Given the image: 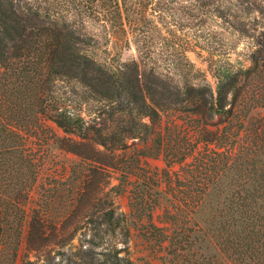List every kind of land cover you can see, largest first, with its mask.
<instances>
[{
  "label": "rangeland",
  "instance_id": "obj_1",
  "mask_svg": "<svg viewBox=\"0 0 264 264\" xmlns=\"http://www.w3.org/2000/svg\"><path fill=\"white\" fill-rule=\"evenodd\" d=\"M27 1L52 20L72 21L79 34L96 38L95 53L102 61L114 65L138 61L146 70L153 69L180 87L186 83L208 85L216 91L217 73L248 68L257 41L264 37V13L257 7H264V0L243 4L241 0H120L122 16L107 25L102 18L77 11L73 0L21 3ZM217 9L221 16L216 15ZM242 80V100L251 103L254 97L264 96V72L244 75ZM74 86L80 88L75 83L65 88L73 90ZM249 103V109L240 114L264 122V107ZM101 107L92 101L84 104L81 111L92 119L94 111L100 109L104 117L100 125H112L111 108ZM195 119L181 109L163 110L154 130L145 134L146 139L130 138L128 146L113 151L112 166H104L105 158L101 162H82L77 154L62 148L59 139L67 134L55 122L45 119L29 144L37 162V181L25 204L24 199L17 203L23 210L14 206L5 213L11 222L17 214V224L21 223L8 229L5 253L10 254V245L18 243L16 264H82L90 255L94 256L93 264H99L105 255L117 251L132 264H171L169 239L173 228L164 221L166 209H175L173 206L181 197L199 192V177L184 167L188 168L197 154L212 155L218 150L214 143L207 144L212 136L199 130ZM219 119L214 117L216 122ZM226 124L207 128L222 129ZM237 125L233 126L235 131ZM255 127L259 129V122ZM239 137L246 142L251 139L245 132ZM235 152H240V144L234 146ZM182 156L186 157L181 162ZM137 179L140 187L136 186ZM184 199L181 208L187 207ZM111 207L123 216L121 223L129 234H119L118 229L97 245L101 239L93 238L92 228ZM203 217L207 214L200 215V225L207 227ZM109 223L105 226L119 228L118 222ZM232 232L222 228L219 239H213V243L209 239L208 245L202 242L203 250H198L200 243L193 245L177 264H191L188 259L195 257L193 253L199 254V264H250L257 257L243 263L225 246ZM191 233L198 237L202 234ZM254 246L262 249L260 243Z\"/></svg>",
  "mask_w": 264,
  "mask_h": 264
},
{
  "label": "trees",
  "instance_id": "obj_2",
  "mask_svg": "<svg viewBox=\"0 0 264 264\" xmlns=\"http://www.w3.org/2000/svg\"><path fill=\"white\" fill-rule=\"evenodd\" d=\"M73 6L79 12L102 18L105 25L122 16L123 10L120 0H73ZM257 7L264 13L263 6ZM218 10L216 15L221 16ZM96 43L93 36L79 34L74 22L54 21L28 1L0 0V264H16L19 244L10 245V254L5 248L8 229L21 223L17 224V214L11 222L5 213L23 199L25 204L37 181V162L29 144L45 119L67 134L59 139L62 148L77 154L82 162H101L105 158L104 166H112L113 151L128 146L130 138L146 139L145 134H151L167 108L196 116L199 130L212 136L207 144L218 147L212 155L197 154L188 168L184 167L199 177V192L181 197L175 209H166L164 221L173 228L169 239L171 264L184 260L186 250L193 245L200 243L198 250H203V243L208 245L209 239L215 242L213 239H219L225 227L233 230L225 243L227 249H232L243 263L257 257L250 264H264V122L240 114L250 106L242 100L243 76L264 72V37L257 41L248 68L217 73L216 91L208 85L186 83L180 87L155 70H146L138 61L122 65L102 61L95 53ZM74 83L79 84L82 94L79 87L65 88ZM92 101L100 103L101 109L111 108L112 125H100L104 120L100 109L94 111L92 119L83 115L84 104ZM249 104L264 107V96L254 97ZM215 116L220 118L217 122ZM236 121L239 125L235 131ZM224 122L227 124L222 129L207 128ZM258 122L259 129L255 127ZM241 132L251 139L242 141ZM239 144L240 152L233 153ZM221 147L225 150H219ZM136 183L140 187V179ZM182 199L187 207H180ZM204 213L207 217L202 220L207 227L199 221ZM100 217L92 228L93 238L102 240L97 245L118 229L119 234H129L121 223L123 216L115 208ZM112 221L118 222L119 228L105 226ZM191 231L201 232L202 237ZM256 243L261 244V250L255 248ZM119 254H107L99 264H132ZM194 254L188 261L199 264V254ZM93 259L90 255L82 264H93Z\"/></svg>",
  "mask_w": 264,
  "mask_h": 264
}]
</instances>
